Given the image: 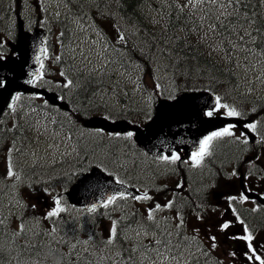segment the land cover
I'll list each match as a JSON object with an SVG mask.
<instances>
[{"label":"rangeland","instance_id":"1","mask_svg":"<svg viewBox=\"0 0 264 264\" xmlns=\"http://www.w3.org/2000/svg\"><path fill=\"white\" fill-rule=\"evenodd\" d=\"M188 3L189 0H148L143 10L146 8V13L150 14L154 23L153 28L162 19V11L164 13L171 9L185 11L194 16L192 20L198 25L192 32L196 35L202 34L204 37L203 33L208 31L209 20L211 22L214 20L217 8L211 6L208 0L196 9L191 6L185 7ZM17 13L28 29L44 27L49 31L47 39L49 56L45 62L47 70L43 82L48 80L49 84L56 87H65L66 81L72 79L70 90L63 89L64 99L68 102L73 96L74 88L81 84L82 80L88 79L94 84L91 89L94 92L91 103L86 107L73 104L75 107L73 110L91 109L92 114L113 116L114 112L122 110V106L127 109L129 106L137 105L141 111H138L139 115L136 118H142L148 109V103L142 101L144 97L156 99L161 91L170 96L177 90L174 89L176 85L182 83L169 70L168 58L163 56L166 46L162 42L147 51L148 43L132 41L142 39L141 29L121 20L115 0H0V18L6 20L1 21L2 27L7 26L0 31V56L4 58L9 55L11 48L9 36L14 34ZM61 19L66 23L65 34H68L64 42L61 38L64 32L57 23ZM120 35L124 37L123 40L118 39ZM236 37L237 35L228 34L221 37L228 40L227 43L233 48L228 54L235 59L232 61L234 79L228 83L227 79L219 78L221 82L214 90L219 94L222 104L240 112L243 110L249 115L255 114L252 117L257 123L255 134L262 135L264 139V107L250 111L253 109L250 106L251 101L264 102V56L254 49V54L244 51L245 47H252L251 42L237 47L239 37L238 39ZM221 39L207 36L205 42L208 46H205L210 47L208 49L212 48L214 54L220 51L223 53ZM260 45L262 47L261 43ZM128 50L131 57L133 54L139 56L138 60L129 57ZM170 55L169 53L168 56ZM172 56L177 59L175 52H172ZM21 108L19 112L25 119L22 135L15 136L6 132L11 129L16 113L7 115L3 124L8 126H4L0 132V223L3 227L0 232V247L12 243V237L8 236L10 233L13 240H20L21 233L35 235V232H42L48 241L57 240L58 237L54 235L57 231L54 233L48 226V222L54 220L60 223L61 231L67 230L64 244H72V247L77 244L87 246L91 216L98 217L95 231L104 237L111 233L113 222L117 218L124 219L127 223V215L136 214L142 215L138 221L144 227L126 224L123 230L125 229L124 233L128 240L140 243L138 264H162L164 257L157 255L159 247L157 240L163 241L172 249V253L179 252L185 257V248L174 250L168 243L177 230L181 235L194 237L203 246H207L222 264H259V261L248 259L251 254L248 253L247 242L230 238L233 235L242 236L244 233L240 228L239 231L235 229L236 224L232 225L236 219L228 210L226 198L239 197L238 176L229 178L234 170L237 171L235 167L239 164L242 166L244 176L250 174L248 179H244L247 185L250 183L254 184V187L264 186V150L261 147L258 151L248 149L246 157L238 164L233 162L232 154L224 156L223 152H220L223 161L217 160L216 166L208 165L206 157L200 166H193L190 156L183 163L182 169H179L180 173L184 170L187 174L189 183H185L179 173L173 174L174 164L166 161L147 162L134 150H125L118 140L112 142L102 134L82 129L75 117L61 115L69 124L67 130L60 125V119L53 124L48 118L40 120L33 117L30 121L26 116L30 115L31 111L25 105ZM214 113L224 114V110ZM232 131L234 136L219 140L241 143L247 150L248 145L236 139L240 132L236 128ZM113 143L114 147L109 148L108 145ZM250 151L254 158L250 157ZM214 161L210 163L213 164ZM249 161L253 163L250 165ZM10 164L13 172L11 177L8 175ZM91 165L101 167L118 180L130 181L142 195L147 193L151 198L116 200L107 208L91 215L66 205L62 201L65 176L74 175ZM251 172L258 174L253 175ZM202 182H206L205 196L208 200L206 213L201 214L203 220L196 218V212H183L184 225L178 228L180 221L177 212L164 206L174 196L185 197L184 193L192 185L195 191H202L204 189ZM178 184H182L183 187L178 189ZM56 199L60 200L63 211L56 217L46 218L47 213L56 207L54 203ZM201 203L193 200V203L180 206L198 208ZM157 204L161 205L160 210H156ZM243 204L250 209L255 208L252 202L245 201ZM149 210H153L151 221L148 220ZM225 220L232 222L231 227L226 232H220L219 225ZM38 225H41L39 231ZM69 228L72 230L68 232ZM195 229H199V232L194 231ZM212 236L216 237V248L212 247V241L209 239ZM253 237L252 246L255 245L253 248L257 255L264 259V231L257 232ZM229 243H233L234 246L230 247ZM173 245L176 246V243L173 242ZM160 251L164 249L161 248ZM17 253L18 250L15 252L16 257ZM232 253L235 255H231ZM168 255L170 257L171 253ZM192 255H195V252ZM5 260L11 261L6 264H14L11 258Z\"/></svg>","mask_w":264,"mask_h":264},{"label":"trees","instance_id":"2","mask_svg":"<svg viewBox=\"0 0 264 264\" xmlns=\"http://www.w3.org/2000/svg\"><path fill=\"white\" fill-rule=\"evenodd\" d=\"M147 1L148 0H116V7L124 21L140 27H146L148 24L147 22H150L143 11ZM243 5L244 7L240 9L241 12L247 13L249 17L255 14L258 26L264 27V9L260 0H243ZM161 15L166 21V24H164V27L160 31L161 33L153 37L148 30L149 35L147 38H144L143 41L147 43L165 42L166 52L163 53V56L168 58L169 70L172 75L182 81V83L180 82L182 89H202L212 92L221 82L220 79H227L228 83L229 81H233V58L229 55L227 56L228 52L226 51L225 53L220 51L218 54L211 55L208 49L210 47L207 48L206 46L208 45H206L205 42L207 36L208 38L218 39L221 37L223 38V36L225 37L226 34L229 36H236L235 33L231 32V25H229V30L223 33L211 32L208 29V31L203 33L204 37H202V34L196 35L192 32L194 29L196 30L198 25L192 22L191 19L193 16H190L189 13L171 9L166 13L162 11ZM211 23L216 24V18H214V21ZM240 23L245 24L243 17ZM149 25H151V23L148 24V26ZM61 27L64 29V25ZM245 28H247V30L251 29L246 24ZM236 39H238V36ZM223 41L226 43L228 40L224 39ZM225 43L222 46L224 50L229 48ZM256 45L264 49V37H259ZM172 52H175L177 57L176 60L172 56ZM169 53L171 54L170 56H168ZM217 81L218 84H216ZM92 86V82L85 79L74 89L73 99L76 105L83 106L87 104L91 96ZM55 91L61 97L60 90ZM18 101L20 104L27 105L32 112L37 111L36 115L40 120L49 118V121L53 124L54 121L60 119L59 123L64 129L69 125L66 123V119L61 117V115H63L61 112L47 106L46 103L41 104V102L35 98L25 97H20ZM88 113L89 111L85 109L76 110L74 116H76V118L79 116L85 117ZM74 116L71 117L73 118ZM222 150L223 152H230L235 158V161H238L241 157L242 151L237 147L227 146ZM73 179L74 177H70L68 183L71 184ZM259 209H261L259 212L250 211L248 209L243 210L242 218L248 229H264V210L262 208ZM97 219L98 218L94 219L92 217L90 221L92 236L88 248L83 249L79 246L80 248L71 249L67 244H64L63 241L67 239V230L63 229V231H61L59 226L60 223L54 220L49 221V226L54 233L57 231L54 235L58 237V239L48 241L44 238L42 232H35V235H30V239L17 244L18 261H16V258H14V261L18 264H138L137 255L139 253L137 249L139 245L132 241L130 243L126 240L127 235L124 233L125 229L123 230V227L127 223L119 222L117 225L115 224L116 236L113 244L109 245L107 244L108 239H105L101 236V233L95 231ZM69 231L70 228L68 229V232ZM59 235H63V238L61 239ZM9 246L10 244H5V246L2 247L10 249L11 246ZM184 248L189 249V247ZM15 252L16 247L14 249V254ZM0 258L1 261L5 259L4 254L1 252ZM185 258L187 264H218V262L208 254L203 257L194 258L186 251ZM114 261L116 263H114Z\"/></svg>","mask_w":264,"mask_h":264},{"label":"water","instance_id":"3","mask_svg":"<svg viewBox=\"0 0 264 264\" xmlns=\"http://www.w3.org/2000/svg\"><path fill=\"white\" fill-rule=\"evenodd\" d=\"M44 31L34 30L32 34L25 32L22 22L18 21V37L14 51L16 57L7 62L0 61V79L6 86L0 88V116L5 109L12 106V98L17 94L40 95L50 104L57 105L62 110L68 106L57 101L54 93L36 89L29 80L38 74L37 56L42 57L41 39ZM214 99L207 93H182L172 101L159 100L155 105L156 114L153 120L143 130L135 129V140L140 147L153 155L165 154L180 148L185 153L195 151L199 141L210 132L220 128L230 119L205 118L203 110L209 109ZM83 125L89 128H100L104 131L125 133L129 129L126 123H110L102 118L86 120ZM251 138V137H250ZM248 198H254L264 204V200L252 193L244 192ZM124 193L133 196L131 188L115 184L112 177L106 176L97 168L88 173L80 174L70 191L66 193L68 201L88 210L93 206H101L108 196Z\"/></svg>","mask_w":264,"mask_h":264},{"label":"snow or ice","instance_id":"4","mask_svg":"<svg viewBox=\"0 0 264 264\" xmlns=\"http://www.w3.org/2000/svg\"><path fill=\"white\" fill-rule=\"evenodd\" d=\"M208 2L210 3L211 6L216 7L217 11L216 13H214L215 18L217 20L216 24H212L211 21L209 20V30L211 32H221L223 33L224 31H228L229 30V25H231V32L235 33L238 37H239V44H237L236 46L239 47L240 44L243 45H248L249 42H251V44L253 46H255L258 42V38L259 37H264V27L262 26H258V21L255 18V14H253V16L249 17L247 15V13H242L241 12V8L244 7L243 5V0H208ZM261 3H264V0H260ZM205 3V0H189L188 5H185V7L191 6L193 9H196L198 7H201L203 4ZM239 6V7H238ZM243 17L245 24L248 25L251 28V31L247 30V28H245V24H241L240 20ZM231 18V19H230ZM203 19V18H202ZM239 29V31H238ZM242 33V34H241ZM119 40H123L124 37L122 35H120L118 37ZM41 51H44L43 49H41ZM244 51L248 52L249 54H254L253 48L252 47H245ZM256 52H259L260 55L264 56V49H255ZM37 61L40 60V57L37 56L36 57ZM40 68H43V64L41 63ZM40 79V76L34 75V79L33 80H29L28 83L31 84H35V81ZM70 83V82H69ZM6 86L5 82L3 79H0V88H4ZM68 85H65V87H67ZM20 97L19 96H14L12 98L13 103H15V101L19 100ZM221 109L224 110V115L228 118H240L242 117V113L237 111L235 108L230 107L226 104H221L220 103V97H216V104H215V108L213 110H208L205 115L208 117H212L214 115V112H218ZM236 127V125L234 124H229L227 126H225L222 130L219 131H215L212 134L204 137L203 139H201L199 141V147L198 149L192 153L191 155V163L193 166H200L203 162V160L205 159V157L209 156L211 154V147L214 141L222 139L224 137H232L234 136V133L232 131V129ZM244 128L247 130V132L250 133H255L257 130V123L256 122H248L246 124H244ZM132 137V133H128L127 134V138L131 139ZM236 139L241 140L242 143H248V138H247V134L245 132H241L240 135L238 137H236ZM162 160L175 164L176 161H178L180 159V156L173 152L171 156H163L161 157ZM258 159V157H257ZM250 165L253 163V161H249L248 162ZM8 175L11 177L13 175V172L11 170V164L9 165V171H8ZM239 172L238 171H233L230 174V177L233 176H239ZM249 175H245L244 179H248ZM117 183H122L121 181L117 180ZM183 185L182 184H178L177 188H182ZM175 195V194H174ZM151 197H149L147 195V193H145L142 196H135L133 197V199L136 200H148ZM117 199H127L126 194L124 193H119V194H113L107 197L106 202L103 203V207L107 208L109 205L115 203V201ZM229 202V207H231V204L233 201H239L241 203L245 202L247 197L241 193L239 195V197L236 196H229L226 198ZM56 207L49 211L47 213V217L46 218H52V217H56L59 215L60 212L63 211V208L60 207V200L56 199L54 201ZM174 201L170 200L168 202V204H166L164 207L166 208H171L173 206ZM35 207V206H33ZM161 209V205L157 204L156 205V210H160ZM90 212H95L96 208L95 206H93L92 208L89 209ZM232 213L235 215L236 220L244 225L243 231H244V235L242 236H237V235H233L232 237H230L231 239H239V240H244L245 242H247V250L248 253H250L251 255L248 256V259L252 260H256L259 261V264H264V259H262L259 255H257L255 249L252 246V241H253V235L249 232V229L247 227L246 224H244V221L240 219V217L238 215H236V209L235 208H231ZM196 218L198 220H203V216L197 214ZM180 223L177 225L178 228L183 227L184 225V220L183 217L180 216L178 217ZM148 220H153V210H149L148 212ZM231 221H227L225 220L224 222H222L219 225V231L220 232H226L230 227H231ZM21 231H23V226L21 225ZM194 231H196L197 233L199 232V229H195ZM170 235V233H169ZM116 236V226H115V222H113V227L111 229V234L109 239L107 240V244L111 245L114 242ZM212 241V247L216 248V237L212 236L209 238ZM157 245L159 246L157 248V255L158 256H162L164 257V261L162 262V264H187L186 258L183 256L182 253H172V249L168 248L163 241L161 240H157L156 241ZM169 244H171V241H168ZM163 248L164 251H160V249ZM170 257L168 254H170ZM231 255H235L234 253H232Z\"/></svg>","mask_w":264,"mask_h":264},{"label":"bare ground","instance_id":"5","mask_svg":"<svg viewBox=\"0 0 264 264\" xmlns=\"http://www.w3.org/2000/svg\"><path fill=\"white\" fill-rule=\"evenodd\" d=\"M146 4H147V2H146Z\"/></svg>","mask_w":264,"mask_h":264},{"label":"flooded vegetation","instance_id":"6","mask_svg":"<svg viewBox=\"0 0 264 264\" xmlns=\"http://www.w3.org/2000/svg\"><path fill=\"white\" fill-rule=\"evenodd\" d=\"M117 138V137H116ZM238 231V230H237Z\"/></svg>","mask_w":264,"mask_h":264}]
</instances>
